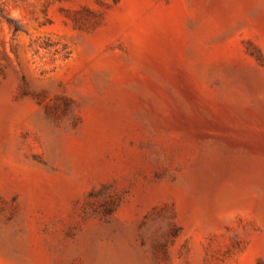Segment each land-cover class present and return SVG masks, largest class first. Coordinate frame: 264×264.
Masks as SVG:
<instances>
[{"label":"rangeland","instance_id":"1","mask_svg":"<svg viewBox=\"0 0 264 264\" xmlns=\"http://www.w3.org/2000/svg\"><path fill=\"white\" fill-rule=\"evenodd\" d=\"M0 264H264V0H0Z\"/></svg>","mask_w":264,"mask_h":264}]
</instances>
